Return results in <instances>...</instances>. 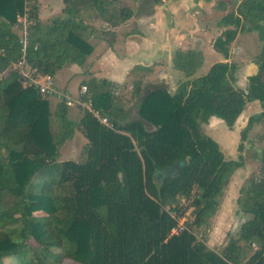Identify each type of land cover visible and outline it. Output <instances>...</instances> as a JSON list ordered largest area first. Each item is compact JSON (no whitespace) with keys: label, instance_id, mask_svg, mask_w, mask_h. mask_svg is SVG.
I'll return each mask as SVG.
<instances>
[{"label":"trees","instance_id":"trees-1","mask_svg":"<svg viewBox=\"0 0 264 264\" xmlns=\"http://www.w3.org/2000/svg\"><path fill=\"white\" fill-rule=\"evenodd\" d=\"M101 1L76 0L77 6L64 7L63 18L42 27L35 1L28 6V0H0V264H11L9 258L16 260L13 264H48L57 258L53 251L75 264H240V241L256 246L245 264H264V148L261 179L250 181L237 199L240 211L251 216L241 224L237 240L219 255L190 231L205 224L223 179L242 166L240 157L225 161L199 126L214 117L231 129L245 104L255 101L261 112L249 118L240 141L254 122L264 120V45L258 71L245 90L233 86V64L214 63L195 77L200 53L176 50L172 68L184 80L172 94L157 88L143 97L136 82V120L117 109L108 82L95 80L86 83L87 94L112 129L81 109L69 120L63 102L50 113L47 99L23 87L9 67L22 49L28 68L43 75L53 76L67 64L81 66L91 47L77 19L80 6L103 16L97 8ZM25 12L31 24L22 40L14 27ZM131 14L120 9L118 18L111 13L102 19L117 24ZM244 23L264 44V0H241L220 19L219 25L232 28L211 46L224 60ZM50 123L56 127L54 137ZM74 130L86 140L83 160L57 162L59 147ZM34 178L40 180L36 192ZM193 190L197 194L190 196ZM181 198H192L193 219L171 235Z\"/></svg>","mask_w":264,"mask_h":264},{"label":"rangeland","instance_id":"rangeland-1","mask_svg":"<svg viewBox=\"0 0 264 264\" xmlns=\"http://www.w3.org/2000/svg\"><path fill=\"white\" fill-rule=\"evenodd\" d=\"M31 1H35L38 21L42 27L49 25L55 18H63L64 15L62 14V10L64 7H72L73 4L77 6L75 2L76 0H67L66 4L62 2L63 0H28V6H30ZM109 1H111L110 5L107 4ZM135 1L136 0H102L99 2L100 4L97 6V8L102 10L104 13H102L103 16L111 15V13H113L118 18V11L120 9H130L134 7ZM152 1L153 0H137V3L141 7L140 13L143 14L149 11V13L154 14L153 9L146 10L151 7L149 5L152 3ZM155 1L156 0H154V2ZM161 1L163 2L164 0ZM206 1L210 3L208 6L204 5L200 8L191 6V8L185 12L192 17V32L194 34L197 32V34L205 35L203 37L204 39H197V43L186 46L187 49H189V46L193 49L190 51L198 52L201 55V66L195 72L194 76L196 77L204 75L208 68L214 63L227 62L233 64L236 68L234 73V88L245 90L248 84V78L254 76L258 71L257 63L262 55V49L264 45L263 41L260 40L257 32L247 30L249 24L244 23V31L237 33L234 40L229 44L228 58L224 60L220 54L212 50L211 45L213 41L222 33V31L232 28L229 26L222 27L218 24V22L223 16L230 12H234L241 0ZM84 8L85 6H80V12L77 17V19L79 18L80 21H82L83 17L85 20H87V15H97L99 18H103V16L99 15L97 12H93L88 8ZM144 10H146V12H144ZM178 14L179 16H184L180 12H178ZM91 18L93 17H90V19ZM17 20L19 22L22 20V18L20 17ZM85 25L87 26V24ZM131 27L133 26L129 22L126 28L130 30ZM14 31L18 36H21V32L18 30L17 26L14 27ZM170 71H168L166 74L168 76L167 79L169 84L172 86V92L169 90L168 91L172 94L175 91L179 81L184 79L180 73L176 71ZM136 72L138 71L134 72V74H136L134 75L135 80H129L128 84L125 83V85L128 87L130 86V88H128L126 91V94H119L117 92L118 95L116 96L111 92L113 98L119 101L120 98H122V100L125 101L124 103L126 106L128 103L131 105L133 103L132 92L134 85L132 86L131 81H133L135 84L142 78L143 73ZM71 75L72 74L66 69L60 71L56 76V80H54V83L56 84H54V87L63 91L61 89L62 85L71 81L73 88L70 93L71 95H74L79 81L87 79V77L85 75H79L75 80H73L70 78ZM152 79L156 80L157 78L152 77ZM45 98L49 103L50 113H52L59 100L52 97ZM68 108L69 110H76L74 109L75 107ZM260 112V105L256 101L250 102L245 104L242 112L234 121L231 129H227L224 123L220 120L218 121V119L217 121L215 120V122H212L208 119L206 123L199 126L200 134L209 137L218 145L219 151L223 155L225 161H237L239 160V157L242 159V166L230 171L228 176L223 179L222 190L216 198V207L205 218V224L199 228L192 227L190 229V231L196 236L198 240L201 239L204 241V244L209 250L219 255L222 254L225 247L231 243L232 240H237L240 225L251 219L250 215L243 214L240 211L237 205V199L243 198L244 190H246L250 181H258L262 177L259 157L262 149L264 148V120L254 122L251 125L250 130L245 135L244 141H240V132L246 126L249 118L259 114ZM49 131L54 137L56 127L52 123L49 125ZM85 145V138L78 130H76L72 137L59 147L56 161L81 162L84 158ZM238 145H241L240 152L237 150ZM38 183H40V180L39 182L36 178L32 180V190L35 192L38 190ZM196 194L197 192L193 190L190 196H194ZM191 200L192 198L186 200L181 198L176 203L177 211L178 213L180 212V216L177 218V221L178 224H181L183 228H187V225H190V222L193 219V208L190 205ZM237 245L243 248V255L240 257V264H245L250 254L256 249V246L254 244L247 245L241 241L238 242ZM53 252L56 254L57 258L54 260H48V264H75L70 260L63 258L60 259V256L57 255L59 254V251ZM6 261L11 264L16 262V260L13 258L6 259Z\"/></svg>","mask_w":264,"mask_h":264},{"label":"crops","instance_id":"crops-1","mask_svg":"<svg viewBox=\"0 0 264 264\" xmlns=\"http://www.w3.org/2000/svg\"><path fill=\"white\" fill-rule=\"evenodd\" d=\"M208 4L210 3L206 0H164L163 2L161 0L154 2L153 0L149 5L151 7L146 10L153 9L154 14L149 13V11L142 14L140 13L141 7L136 0L135 6L130 8L132 10L130 18L124 22L112 24L114 20L107 21L97 15H87V20L83 17L82 23L85 27L83 34L91 47V53L81 66L67 64L56 71L51 76L53 84H55L54 80H56L58 73L66 69L72 74L70 78L73 80L79 75L87 77V79L79 81L74 95L70 93L73 88L71 81L62 85L61 89L72 97L77 95L79 86L86 85L90 80L108 82L110 92L117 96L118 93H127L126 91L130 86L128 87L125 83L128 84L129 80H135L134 75L136 74L134 72L138 71L136 73H143L142 78L138 81L140 83V97L157 88L171 91L172 86L169 84L166 74L170 70L174 72L171 53L173 55L176 50H193L190 46L187 49L186 46L197 43V39L201 40L205 36L192 32V17L185 12L191 6L200 8L204 5L208 6ZM178 12L184 16H179ZM90 17L93 18L90 19ZM129 22L133 26L130 30L126 28ZM152 77L157 79L154 80ZM131 82L133 86L134 83ZM132 98V105L128 103L127 106L122 98L120 101L115 99L116 102L118 101L117 109L126 115L127 120L138 118L136 98L134 95ZM74 109L76 110H69L68 108L69 120H74L80 111L77 108ZM209 120L215 122L217 118L211 117Z\"/></svg>","mask_w":264,"mask_h":264},{"label":"built area","instance_id":"built-area-1","mask_svg":"<svg viewBox=\"0 0 264 264\" xmlns=\"http://www.w3.org/2000/svg\"><path fill=\"white\" fill-rule=\"evenodd\" d=\"M22 20L18 22V30L21 32L22 40L26 35L27 28L31 22L28 19V14L25 12L21 17ZM24 42V41H23ZM22 55L19 60L11 64L9 70L14 72L21 80L22 86L25 88H32L37 91V93L42 97H52L58 99L59 102H63L67 107H75L86 111L93 119H95L99 124L112 129L111 124L108 120L102 116L99 111L92 107L90 98L87 94V88L85 85L79 86L77 90V95L72 97L65 91L58 90L54 87L52 77L49 75H43L36 72L33 69L28 68L26 60L24 58L23 49L21 50ZM171 217H175V214H170ZM184 228L181 224H176V227L170 231L171 235L178 234Z\"/></svg>","mask_w":264,"mask_h":264}]
</instances>
